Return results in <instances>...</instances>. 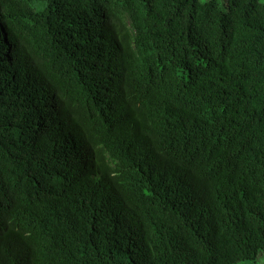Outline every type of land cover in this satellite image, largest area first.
<instances>
[{"label":"trees","instance_id":"trees-1","mask_svg":"<svg viewBox=\"0 0 264 264\" xmlns=\"http://www.w3.org/2000/svg\"><path fill=\"white\" fill-rule=\"evenodd\" d=\"M264 253V0H0V264Z\"/></svg>","mask_w":264,"mask_h":264},{"label":"rangeland","instance_id":"rangeland-1","mask_svg":"<svg viewBox=\"0 0 264 264\" xmlns=\"http://www.w3.org/2000/svg\"><path fill=\"white\" fill-rule=\"evenodd\" d=\"M201 2H206L208 0H200ZM238 264H264V253H260L257 258L255 259V261H251V262H242V263H238Z\"/></svg>","mask_w":264,"mask_h":264}]
</instances>
